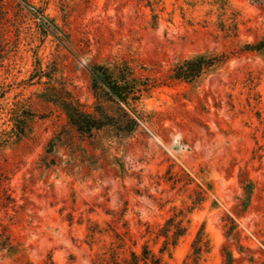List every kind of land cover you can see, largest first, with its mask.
<instances>
[{
    "label": "rangeland",
    "instance_id": "1",
    "mask_svg": "<svg viewBox=\"0 0 264 264\" xmlns=\"http://www.w3.org/2000/svg\"><path fill=\"white\" fill-rule=\"evenodd\" d=\"M0 30V230L32 264H101L115 241L107 224L122 229L106 211L124 208L130 249L160 255L158 231L202 182L209 198L163 260L183 264L203 225L211 250L202 264H222L227 214L254 251L243 264L264 261V52L240 50L264 34L258 3L8 0ZM202 52L229 58L195 82L169 79L174 64ZM118 61L156 85L140 105L149 121L129 137L105 129L87 139L41 96L68 92L91 110L92 67ZM169 166L194 178L189 190L164 180ZM242 173L253 191L240 211ZM88 219L107 232L91 239ZM0 264L17 263L0 252Z\"/></svg>",
    "mask_w": 264,
    "mask_h": 264
},
{
    "label": "trees",
    "instance_id": "2",
    "mask_svg": "<svg viewBox=\"0 0 264 264\" xmlns=\"http://www.w3.org/2000/svg\"><path fill=\"white\" fill-rule=\"evenodd\" d=\"M252 1L262 7L264 17V0ZM7 3L8 0H0L1 18L6 13ZM0 34L2 35L1 30ZM240 50L264 52V34L253 43H244ZM228 58V55L224 53L202 52L193 54L171 67L169 79L188 83L195 82L226 62ZM91 72L90 87L94 98L91 110L86 111L83 105L68 92L49 93L48 95V89H45L42 92V98L55 102L63 110L68 123L79 134L87 136V139L94 138L95 133L105 129L113 132L117 138L123 139L133 135L142 123L149 121L148 115L141 110L140 105L143 99L149 95L151 89L156 86L153 85L154 83H149L146 78L138 77L134 69L124 61L97 64L92 67ZM111 107L114 109L111 110ZM16 136L19 135L16 134ZM2 144L0 142V149ZM117 165L121 174L124 175V166L121 163H117ZM164 180L170 183L172 188L179 185V188L184 190H189V185L194 183V178L188 172L183 169L172 171V166L166 170ZM240 182L243 196L239 205L241 206L240 211H243L249 204L253 182L245 177L244 173L240 175ZM196 186L197 188L190 190V205L169 217L158 231V236L163 238L159 248L160 255L153 253L146 244L142 245L139 253L130 249L129 242L132 239L128 230V222L124 219L125 208L119 212L106 211L113 217L117 215L114 221L117 224L121 222L122 229H118L115 225L109 228V224H107L115 241L110 243L109 252L111 256L102 259L101 264H121V262L124 264H167L163 260V254H170L180 237L186 233L187 225L184 224V219L209 198L211 186L208 183L202 182ZM222 221L225 229V242L221 246L222 264H243L245 260L250 263L254 262V251L241 243L235 217L226 214ZM88 223V236L91 239L107 232V228L103 229L98 223L90 219H88ZM126 248L129 249V255L123 253ZM210 250L211 239L202 225L183 264H202L203 255L209 253ZM260 251L262 254L264 253L262 250ZM0 252H3L6 257L17 264H32L26 254V248L21 243L14 242L11 234L6 233L5 228L0 230ZM120 256L122 257L120 258ZM111 257L112 259L109 260ZM261 264H264V261Z\"/></svg>",
    "mask_w": 264,
    "mask_h": 264
}]
</instances>
